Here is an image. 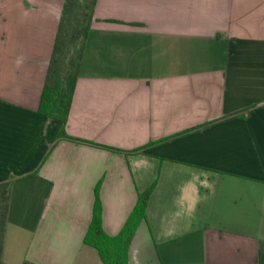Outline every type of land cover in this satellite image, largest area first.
<instances>
[{
  "label": "crops",
  "instance_id": "obj_1",
  "mask_svg": "<svg viewBox=\"0 0 264 264\" xmlns=\"http://www.w3.org/2000/svg\"><path fill=\"white\" fill-rule=\"evenodd\" d=\"M64 4L0 0L4 262L104 264L99 187L111 237L150 191L129 264H259L264 0H98L65 125L92 144L39 114Z\"/></svg>",
  "mask_w": 264,
  "mask_h": 264
},
{
  "label": "trees",
  "instance_id": "obj_2",
  "mask_svg": "<svg viewBox=\"0 0 264 264\" xmlns=\"http://www.w3.org/2000/svg\"><path fill=\"white\" fill-rule=\"evenodd\" d=\"M97 1L65 0L39 107V114L64 125L60 132V138L87 144L92 143L69 137L65 131V125L71 111ZM106 148L115 152H127L117 148ZM145 148H139L132 152H140ZM11 193L12 182L0 184V264H6L3 253ZM149 193L150 191L139 199L122 232L111 237L102 228L103 210L99 197V187H97L93 221L85 238V243L98 250L104 264H129V247L139 224L146 217ZM24 264L32 263L26 262ZM259 264H264V243L261 244L260 248Z\"/></svg>",
  "mask_w": 264,
  "mask_h": 264
}]
</instances>
